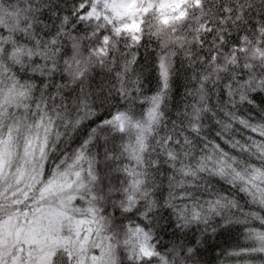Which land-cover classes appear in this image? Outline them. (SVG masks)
<instances>
[{"label":"snow or ice","instance_id":"1","mask_svg":"<svg viewBox=\"0 0 264 264\" xmlns=\"http://www.w3.org/2000/svg\"><path fill=\"white\" fill-rule=\"evenodd\" d=\"M0 264H264V0H0Z\"/></svg>","mask_w":264,"mask_h":264},{"label":"trees","instance_id":"2","mask_svg":"<svg viewBox=\"0 0 264 264\" xmlns=\"http://www.w3.org/2000/svg\"><path fill=\"white\" fill-rule=\"evenodd\" d=\"M181 95H182V81L178 79L176 86L174 88L173 99L170 102L173 108H175V106L180 102Z\"/></svg>","mask_w":264,"mask_h":264}]
</instances>
